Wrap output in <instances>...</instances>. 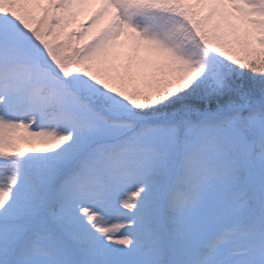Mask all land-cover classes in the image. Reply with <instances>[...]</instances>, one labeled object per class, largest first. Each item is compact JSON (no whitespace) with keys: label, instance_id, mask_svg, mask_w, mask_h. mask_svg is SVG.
<instances>
[{"label":"snow or ice","instance_id":"snow-or-ice-1","mask_svg":"<svg viewBox=\"0 0 264 264\" xmlns=\"http://www.w3.org/2000/svg\"><path fill=\"white\" fill-rule=\"evenodd\" d=\"M0 264H264V0H0Z\"/></svg>","mask_w":264,"mask_h":264},{"label":"rangeland","instance_id":"rangeland-1","mask_svg":"<svg viewBox=\"0 0 264 264\" xmlns=\"http://www.w3.org/2000/svg\"><path fill=\"white\" fill-rule=\"evenodd\" d=\"M86 17H87V12H85V13L82 14V15H80V16L77 18V20L71 25V27H72V28H75V27H77L80 23H84V22H86ZM36 144H37V145H36ZM35 145H36V146H35ZM22 146L27 147V145H22ZM33 146H34V147H37V148L42 147V145H40L38 142L35 143Z\"/></svg>","mask_w":264,"mask_h":264},{"label":"trees","instance_id":"trees-1","mask_svg":"<svg viewBox=\"0 0 264 264\" xmlns=\"http://www.w3.org/2000/svg\"><path fill=\"white\" fill-rule=\"evenodd\" d=\"M36 145H37V144H36ZM36 145H35V146H36Z\"/></svg>","mask_w":264,"mask_h":264}]
</instances>
